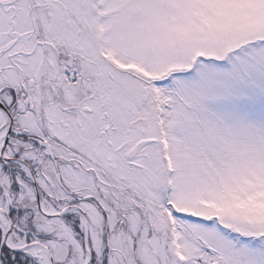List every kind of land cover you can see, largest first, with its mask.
Returning a JSON list of instances; mask_svg holds the SVG:
<instances>
[{
	"label": "snow or ice",
	"instance_id": "obj_1",
	"mask_svg": "<svg viewBox=\"0 0 264 264\" xmlns=\"http://www.w3.org/2000/svg\"><path fill=\"white\" fill-rule=\"evenodd\" d=\"M0 264H264V0H0Z\"/></svg>",
	"mask_w": 264,
	"mask_h": 264
}]
</instances>
